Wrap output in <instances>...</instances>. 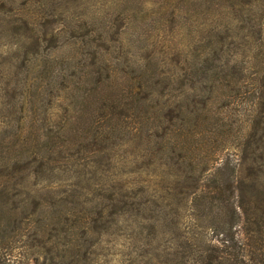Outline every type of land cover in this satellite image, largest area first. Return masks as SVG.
Masks as SVG:
<instances>
[{
	"label": "rangeland",
	"instance_id": "rangeland-1",
	"mask_svg": "<svg viewBox=\"0 0 264 264\" xmlns=\"http://www.w3.org/2000/svg\"><path fill=\"white\" fill-rule=\"evenodd\" d=\"M236 9L212 0H0V165L13 166L1 158L12 148L24 158L32 132L76 136L83 119L101 115L83 108L94 96L75 87L96 80L70 75L78 71L109 72L97 95L123 100L129 86L145 84L143 72L150 74L155 113L171 106L172 143L178 148L177 135L187 132L199 138L192 154L200 156L188 159L196 185L177 150L169 157L161 142L118 130L85 145L79 158L68 154L40 172L25 158L14 173L0 170V197L8 194L10 204L24 199L31 210L41 206L47 233L66 236V247L77 249L75 264H198L191 247L222 248L224 235L205 226L191 200L218 166L231 180L237 210L239 204L245 211L234 233L245 244L250 219L264 210V2L250 14ZM212 38L219 40L214 52ZM202 63L219 71L216 79L201 80ZM225 72L233 75L229 82ZM28 232L10 248L9 263H59L60 256L51 260V242L39 253Z\"/></svg>",
	"mask_w": 264,
	"mask_h": 264
},
{
	"label": "trees",
	"instance_id": "trees-1",
	"mask_svg": "<svg viewBox=\"0 0 264 264\" xmlns=\"http://www.w3.org/2000/svg\"><path fill=\"white\" fill-rule=\"evenodd\" d=\"M212 1L220 5H232V8H237L242 14H250L253 5L264 2V0ZM245 5L249 6L247 11L244 10ZM231 36V33H227L225 38ZM217 42H219V40L215 38L209 40L208 44L212 45L210 49L211 52H214V44L216 45ZM217 56L218 53L215 52L212 58ZM207 59L210 58L206 57L204 61L206 62ZM101 61L103 62L102 59ZM204 65L202 63L198 68L202 70V75L200 76L201 80L216 79L219 75V71L208 72L207 68L203 70ZM76 73L77 72H74L70 75L76 76L80 74L78 79L91 80L94 78L96 80V83L90 87L79 85L75 88H79V92L84 90L83 94L94 96L93 99H85V102L89 105H85L83 108L89 107V110L93 112H95V110H97V112L101 110V115L96 114L95 117H92L90 114L89 117L83 119L86 127H83V131L76 136L69 133L50 134L46 132L43 134H35L32 132L29 136L30 147L25 151L24 156L26 164L30 165L32 171L40 172L41 168L47 164L62 163L69 157L68 154L71 156L76 155V158H79L81 156V150L85 145H90L92 142L95 144L106 142L112 134H116V131L118 132L119 130L122 134L123 130V133H127V135L133 137L142 138L145 136L148 140H154L155 144L161 142L160 149L163 147L166 148L169 157L174 155L173 153L177 150V157L182 159L180 166L183 167L184 171L188 172V176H191L195 180L196 185L199 184L200 179L195 175L197 169L194 167V164H192V161L188 162L189 158H200L198 154H195V156L192 154L198 148V146L194 144L198 143L199 138L193 140L192 137L185 132L178 134L176 137L178 138V148L172 143L174 135L168 125V121L172 115L171 106L169 107V111H165L162 115L161 113H155L156 106L152 102L153 93L151 91L153 79L150 74L147 76L146 73L143 72L145 84L137 83L136 87L129 86V92L123 94L124 98H126L123 100L117 93H115V95L111 93L109 94L110 97L107 98L101 96V99L97 95V92L99 93L101 89L98 83L110 79L111 75L109 72H107L105 76H103L104 72L97 75V71H88L84 75L80 73V71ZM232 76L231 72H225L223 78L229 82ZM66 77L68 76L63 74L62 78ZM131 78H138V75H133ZM51 91H54L53 87ZM99 100L101 104H99ZM91 105H94V107H91ZM198 115L199 112L196 113V116ZM176 118H178L181 124H184L186 120L180 111L176 115ZM78 122H80V120H78ZM66 123L71 125L72 121L70 120ZM161 123L163 125L162 127L165 129L163 134H159L157 130V128H160ZM22 154V150L18 151L15 148H12V151L9 153L6 152V155L1 156V158L7 157L9 161L13 160L14 164L11 166L9 162L6 161L5 164L3 163L0 165V170L7 172L12 168L11 172L13 173L16 170H20L21 166L18 164L21 162V159H24ZM221 169L222 168L218 166L214 167L212 172L209 171L207 175L204 176V183H202L199 188L196 186L191 200L193 210L204 217L205 226L217 235H224L220 238L222 248L217 249L215 246H205L204 248L197 249L191 247L190 251L197 252L196 258L199 260L198 264H264V210H259V212L255 211L254 217L250 219L246 229V233L248 234L246 243L243 244L238 240H234L235 229L241 221V214H245V211L241 209V205L239 204L237 207L242 211L237 210L233 200L234 190L231 180L225 181L221 178L220 175L223 174ZM204 170L206 169L203 167L202 171ZM230 171L232 175V167ZM230 174L228 175L230 176ZM2 183H8V180ZM9 202V195L3 193L0 197V264H10V257H7L8 254H11L9 253L10 248L28 232V223H30V221L33 222V227H31V232L29 230L27 234L29 238L33 237L35 246H38L36 248L41 250L38 252H43L45 254L43 244L48 240L53 245V252L50 255L51 260L55 262V259L60 256L59 263L52 264H75L79 261V259L76 258L77 249L73 251L69 247H66V236L58 238V235L56 236L55 234L53 239V235L47 233V229L42 221L43 218L41 217V206L38 205L31 210L29 206L24 203V199L19 201L14 200L11 204ZM30 216H34V218L29 220ZM63 241L65 245L64 247L62 245L61 249L60 245ZM28 242V239L24 240L25 245ZM245 246L247 247V252L250 251L249 247L251 246L252 250H254L249 252L251 253L249 257H246L248 254H244ZM51 249L52 248L49 250ZM36 261H38V259H36Z\"/></svg>",
	"mask_w": 264,
	"mask_h": 264
}]
</instances>
